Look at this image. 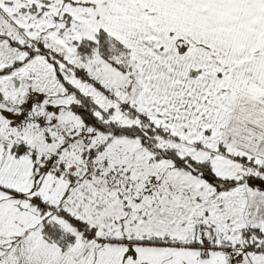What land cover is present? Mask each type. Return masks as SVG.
Segmentation results:
<instances>
[{
	"label": "snow or ice",
	"instance_id": "1",
	"mask_svg": "<svg viewBox=\"0 0 264 264\" xmlns=\"http://www.w3.org/2000/svg\"><path fill=\"white\" fill-rule=\"evenodd\" d=\"M0 264H264V0H0Z\"/></svg>",
	"mask_w": 264,
	"mask_h": 264
}]
</instances>
